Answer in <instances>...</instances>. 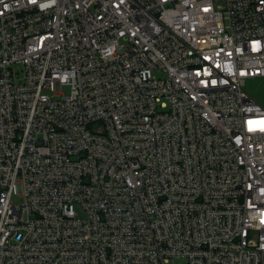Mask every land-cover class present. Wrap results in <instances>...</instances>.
<instances>
[{
  "label": "built area",
  "instance_id": "1",
  "mask_svg": "<svg viewBox=\"0 0 264 264\" xmlns=\"http://www.w3.org/2000/svg\"><path fill=\"white\" fill-rule=\"evenodd\" d=\"M255 78L264 0H0V264H264Z\"/></svg>",
  "mask_w": 264,
  "mask_h": 264
},
{
  "label": "rangeland",
  "instance_id": "2",
  "mask_svg": "<svg viewBox=\"0 0 264 264\" xmlns=\"http://www.w3.org/2000/svg\"><path fill=\"white\" fill-rule=\"evenodd\" d=\"M245 89L258 102L264 103V79L255 78L247 82ZM67 91V89L65 90Z\"/></svg>",
  "mask_w": 264,
  "mask_h": 264
}]
</instances>
